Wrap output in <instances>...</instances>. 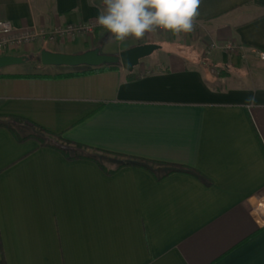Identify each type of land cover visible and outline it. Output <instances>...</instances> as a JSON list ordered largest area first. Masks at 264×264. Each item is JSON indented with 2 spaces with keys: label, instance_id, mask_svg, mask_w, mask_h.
<instances>
[{
  "label": "crops",
  "instance_id": "obj_1",
  "mask_svg": "<svg viewBox=\"0 0 264 264\" xmlns=\"http://www.w3.org/2000/svg\"><path fill=\"white\" fill-rule=\"evenodd\" d=\"M102 7L0 0V19L34 31L94 25L74 41L40 39L24 54L98 47L118 55L146 44L118 42L96 26ZM198 12L196 36L162 41L166 50L132 72L0 70V261L264 264L256 214L264 199V61L256 54L264 6L202 0ZM201 41L218 47L206 53ZM228 41L239 49H225ZM253 96L255 106L245 107ZM47 136L114 160L75 155Z\"/></svg>",
  "mask_w": 264,
  "mask_h": 264
},
{
  "label": "clouds",
  "instance_id": "obj_2",
  "mask_svg": "<svg viewBox=\"0 0 264 264\" xmlns=\"http://www.w3.org/2000/svg\"><path fill=\"white\" fill-rule=\"evenodd\" d=\"M202 0H102L96 26L122 42L165 30L177 38L195 30ZM255 97L245 107L255 106Z\"/></svg>",
  "mask_w": 264,
  "mask_h": 264
},
{
  "label": "water",
  "instance_id": "obj_3",
  "mask_svg": "<svg viewBox=\"0 0 264 264\" xmlns=\"http://www.w3.org/2000/svg\"><path fill=\"white\" fill-rule=\"evenodd\" d=\"M160 48L161 46L156 43H146L124 50L118 55L104 54L98 47L79 54L60 53L43 49L40 51V61L45 66L99 68L120 65L125 70L132 72L142 59L152 55ZM28 59V56L23 55L0 56V70L9 66L23 64Z\"/></svg>",
  "mask_w": 264,
  "mask_h": 264
},
{
  "label": "built area",
  "instance_id": "obj_4",
  "mask_svg": "<svg viewBox=\"0 0 264 264\" xmlns=\"http://www.w3.org/2000/svg\"><path fill=\"white\" fill-rule=\"evenodd\" d=\"M93 30V24H69L51 30L34 31L28 28H18L10 20L0 19V56L17 55L22 50L33 46L40 39H47L51 43H55L58 40L70 41L82 33L92 32ZM217 47L218 43L214 41L208 42V52L213 51ZM224 48L234 52L239 49V46L233 41H228L224 44ZM256 54L264 61V51H259ZM214 70L217 71L216 68ZM256 214L262 224H264V199L256 207Z\"/></svg>",
  "mask_w": 264,
  "mask_h": 264
},
{
  "label": "rangeland",
  "instance_id": "obj_5",
  "mask_svg": "<svg viewBox=\"0 0 264 264\" xmlns=\"http://www.w3.org/2000/svg\"><path fill=\"white\" fill-rule=\"evenodd\" d=\"M95 30V29H94ZM93 30V31H94ZM196 31L197 29H195V31L193 33H187V34H182V36H188L190 37V39H192L194 36H196ZM78 37V36H77ZM76 39V37L74 39H72V41H74ZM165 40H169V41H172V42H184L182 37L181 38H177L176 36L172 35L170 32H168L166 34L165 30H161L159 31L158 33H155V34H152V33H148L145 35V37H143V43H160L158 45L161 46V48L157 51H155L154 53L156 52H159L161 50H166V45H164V43L162 41H165ZM58 42H69V40H64V41H60L58 40L57 42L55 43H58ZM162 42V43H161ZM202 42V45L204 46L203 48H205V52L206 53H209L208 51V42H204V41H201ZM163 47V48H162ZM44 49V48H43ZM17 55H23V56H28V61H26L25 63L23 64H20V65H14L16 67H12V68H21V69H24L26 71H31V72H34V71H39L40 69H43V68H47L49 70H53V71H63V70H79L81 68H85L86 66H79V67H70V66H45V65H42L41 61H40V50H32L31 52L29 53H18ZM110 55V54H108ZM149 70L148 68H146V71ZM216 75H220L221 73L223 75L227 74V72L225 71H216L215 72ZM47 141L50 142V143H58V144H61L66 150H69V152H72L73 154H77V153H82V154H89L91 156H94L96 157L99 161L101 162H106L107 159H113V157L111 156H107V155H104V154H99V153H96V152H91V151H87L85 149H77L75 146H72V145H69L65 142H61L60 143V140H56V138L54 137H51V136H47Z\"/></svg>",
  "mask_w": 264,
  "mask_h": 264
},
{
  "label": "trees",
  "instance_id": "obj_6",
  "mask_svg": "<svg viewBox=\"0 0 264 264\" xmlns=\"http://www.w3.org/2000/svg\"><path fill=\"white\" fill-rule=\"evenodd\" d=\"M253 2L256 4V5H259V6H264V0H253ZM116 66V65H114ZM109 67H112V66H104L102 68H95V69H91L87 72H97V71H100V70H103V69H106V68H109ZM215 68L218 70V71H222L221 69H219L218 67L215 66ZM222 75V73L220 74ZM26 76H29V77H39L40 75L39 74H31V75H26ZM56 76H59V75H56ZM13 121L15 122H18V121H24V120H20L18 118H13ZM42 131H45L44 129H42ZM60 138V137H59ZM43 144H47V145H50L48 143H45L44 141L42 142ZM68 143V142H67ZM75 147L77 149H84L83 146L81 145H75ZM58 149L61 150L62 152L65 151V149L62 147V146H58ZM125 166V165H124ZM107 173H114V171H107ZM0 264H5L4 261H0Z\"/></svg>",
  "mask_w": 264,
  "mask_h": 264
}]
</instances>
